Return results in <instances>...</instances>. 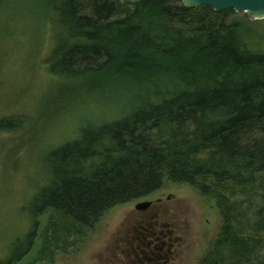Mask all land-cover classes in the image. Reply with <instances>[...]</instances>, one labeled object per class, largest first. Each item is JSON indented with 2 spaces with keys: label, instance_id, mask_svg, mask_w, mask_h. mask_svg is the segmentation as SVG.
I'll use <instances>...</instances> for the list:
<instances>
[{
  "label": "trees",
  "instance_id": "trees-1",
  "mask_svg": "<svg viewBox=\"0 0 264 264\" xmlns=\"http://www.w3.org/2000/svg\"><path fill=\"white\" fill-rule=\"evenodd\" d=\"M43 7L54 41L50 72L117 83L132 105L49 152L47 181L24 206L32 227L0 264L28 254L44 214L54 219L43 234L52 263L74 235L165 181L198 188L224 218L200 264H264L262 240L237 235L225 189L264 173V50L250 48L238 13L187 8L183 0H45ZM26 121L4 117L0 130Z\"/></svg>",
  "mask_w": 264,
  "mask_h": 264
},
{
  "label": "rangeland",
  "instance_id": "rangeland-1",
  "mask_svg": "<svg viewBox=\"0 0 264 264\" xmlns=\"http://www.w3.org/2000/svg\"><path fill=\"white\" fill-rule=\"evenodd\" d=\"M44 1L0 3V119L27 120L19 130H0V260L32 227L24 206L47 181L49 152L79 137L87 126L120 118L132 105L117 83L65 79L50 72L47 58L54 41ZM233 19L246 23L250 48L264 50V20L248 19L244 13ZM225 189L234 204L237 235L261 239L264 249V173L250 186ZM142 202L152 203L148 214L137 211ZM144 214L148 218L141 223L139 215ZM53 220L50 213L39 218L30 251L14 264H140L138 246L144 249L154 238L172 244L163 254L167 264H200L224 227L211 197L172 181L148 197L110 209L82 237L74 235L73 245L57 250L50 263L44 260L43 234Z\"/></svg>",
  "mask_w": 264,
  "mask_h": 264
},
{
  "label": "water",
  "instance_id": "water-1",
  "mask_svg": "<svg viewBox=\"0 0 264 264\" xmlns=\"http://www.w3.org/2000/svg\"><path fill=\"white\" fill-rule=\"evenodd\" d=\"M183 5L187 8L208 6L217 12L234 10L237 13H244L248 19L264 20V0H183ZM151 204L142 202L136 209L145 210Z\"/></svg>",
  "mask_w": 264,
  "mask_h": 264
},
{
  "label": "flooded vegetation",
  "instance_id": "flooded-vegetation-1",
  "mask_svg": "<svg viewBox=\"0 0 264 264\" xmlns=\"http://www.w3.org/2000/svg\"><path fill=\"white\" fill-rule=\"evenodd\" d=\"M152 204L145 210H137L139 213H145L148 214L147 212L149 211V209L151 208ZM143 215L140 216L143 220L141 221L144 222L147 218L148 215ZM143 238L146 240L147 238L145 236H143ZM158 241V243L154 242V241ZM145 248L142 249L141 246H138V251L135 252L136 254V258L139 261L140 264H167L168 263V257L163 256L164 252H165V248L168 246L172 247V244L167 245V242H163L161 241V238H154L151 241H148L146 244H144ZM142 256V257H141ZM165 259V260H164Z\"/></svg>",
  "mask_w": 264,
  "mask_h": 264
}]
</instances>
